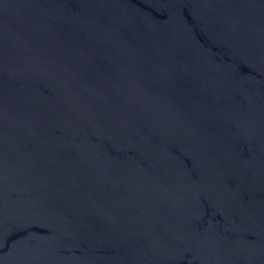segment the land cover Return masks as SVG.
I'll use <instances>...</instances> for the list:
<instances>
[{"label": "water", "instance_id": "95a60500", "mask_svg": "<svg viewBox=\"0 0 264 264\" xmlns=\"http://www.w3.org/2000/svg\"><path fill=\"white\" fill-rule=\"evenodd\" d=\"M0 264H264V0H0Z\"/></svg>", "mask_w": 264, "mask_h": 264}]
</instances>
